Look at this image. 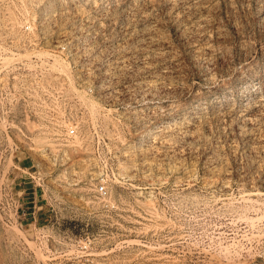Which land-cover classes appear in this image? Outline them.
Segmentation results:
<instances>
[{
  "label": "rangeland",
  "instance_id": "374dc122",
  "mask_svg": "<svg viewBox=\"0 0 264 264\" xmlns=\"http://www.w3.org/2000/svg\"><path fill=\"white\" fill-rule=\"evenodd\" d=\"M26 25L77 136L0 183V264H264V0H0Z\"/></svg>",
  "mask_w": 264,
  "mask_h": 264
},
{
  "label": "built area",
  "instance_id": "2783aa9c",
  "mask_svg": "<svg viewBox=\"0 0 264 264\" xmlns=\"http://www.w3.org/2000/svg\"><path fill=\"white\" fill-rule=\"evenodd\" d=\"M23 30L28 34L0 37V183L1 187L25 184L43 188L48 184L46 173L32 154L53 162L55 167H65L68 142L77 136V128L68 124L70 102L65 83L57 78L51 82L53 60L52 52L43 47L46 38L30 34L34 31L31 25ZM38 138L44 144H37ZM9 162L19 173L13 179L4 172ZM26 162L32 166H26ZM19 177L23 179L20 182ZM97 193L105 196L106 186L100 185ZM20 198L14 200V216L18 218Z\"/></svg>",
  "mask_w": 264,
  "mask_h": 264
}]
</instances>
